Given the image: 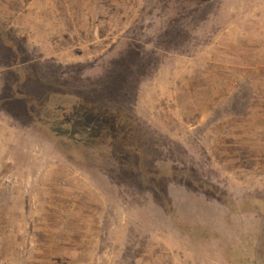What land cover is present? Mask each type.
I'll return each mask as SVG.
<instances>
[{
	"label": "rangeland",
	"instance_id": "374dc122",
	"mask_svg": "<svg viewBox=\"0 0 264 264\" xmlns=\"http://www.w3.org/2000/svg\"><path fill=\"white\" fill-rule=\"evenodd\" d=\"M22 64L76 92L119 70L145 176L67 158L10 98ZM257 263L264 0H0V264Z\"/></svg>",
	"mask_w": 264,
	"mask_h": 264
},
{
	"label": "trees",
	"instance_id": "16d2710c",
	"mask_svg": "<svg viewBox=\"0 0 264 264\" xmlns=\"http://www.w3.org/2000/svg\"><path fill=\"white\" fill-rule=\"evenodd\" d=\"M28 68L22 64V72L15 69L10 98L22 102L27 116L67 158L105 161L136 180L145 176L149 164L145 157L153 153L126 103L127 94L121 96L124 75L119 70L112 73L111 82L76 92L62 78Z\"/></svg>",
	"mask_w": 264,
	"mask_h": 264
}]
</instances>
